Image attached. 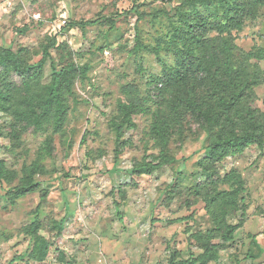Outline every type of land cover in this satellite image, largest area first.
<instances>
[{"label":"rangeland","instance_id":"374dc122","mask_svg":"<svg viewBox=\"0 0 264 264\" xmlns=\"http://www.w3.org/2000/svg\"><path fill=\"white\" fill-rule=\"evenodd\" d=\"M183 1L0 0V49L10 48L25 63L34 64L53 39L69 46L64 55L51 50L43 85L51 81L53 64L73 61L90 66L86 79H77L68 97V117L60 134L47 125L42 131L21 130L15 139L12 117L0 111V160L11 173L0 184V264L17 256L24 260L15 264H171L172 256L175 264H181L191 254L196 258L204 252L199 237L214 224L205 202L207 191L198 196L193 189L208 181L200 163L210 157L207 146L213 134L176 99L205 100L215 107L212 77L218 71L217 78L225 79L221 64L227 43L237 78L248 87L242 101L244 114H254L264 124V57H257L260 50L264 53V7L256 20L245 21L242 30L221 33L213 28L195 66L178 82H166L156 92L164 68L177 66L173 40L183 25L181 19L195 17L193 7H178ZM196 6L211 22L217 14L222 21L216 6ZM134 7L144 14L138 28L142 44L149 49L135 55L131 53ZM158 12L165 14L155 17ZM98 19L95 26L78 25ZM3 82L22 87L21 78L14 75L0 76V87ZM129 102L138 104L132 117L136 127L125 131L117 158L113 123L121 120L119 104ZM174 108L177 114L171 116ZM157 115L172 127L164 151L152 130ZM162 154L175 162L151 174L131 173L136 165L157 161ZM31 166L38 169L40 187L15 198L13 189L23 168ZM217 173L220 178L233 174L243 180L244 201L232 223L242 211L246 215L233 243L215 238L220 247L208 264H264V148L253 146L225 159ZM236 187L220 184L215 189ZM191 215L188 221L175 222ZM37 217L40 227L31 237L29 228Z\"/></svg>","mask_w":264,"mask_h":264},{"label":"trees","instance_id":"16d2710c","mask_svg":"<svg viewBox=\"0 0 264 264\" xmlns=\"http://www.w3.org/2000/svg\"><path fill=\"white\" fill-rule=\"evenodd\" d=\"M196 5L205 9L216 6L215 10L222 12V21H220L221 16L217 14L214 21L211 22L205 14L197 11ZM178 7H193L195 17L193 19L185 17L181 19L183 25L176 29L173 40L174 46L177 47V66L174 69L164 68L163 76L154 86L156 92L161 91L166 82H178L184 77L185 71L190 66H195L198 51L209 39L208 33L213 28L221 33L242 30L246 20L258 18L259 9L264 7V0H184ZM137 9L138 7L133 8L137 15L134 27L135 47L131 52L134 55L143 49H148L141 42L138 28V23L144 18V14L139 13ZM162 14L165 13L158 12L155 17ZM99 21L100 19L81 22L78 25L95 26ZM179 45L182 46L181 50L178 48ZM52 49L61 50L64 55L69 46L65 43L58 44L57 40L53 39L44 47L41 60L34 64L25 63L21 55L10 48L0 49V76L11 77L14 75L21 78V89L12 82H3L0 87V111L12 117L14 121L12 133L15 139H18L21 130L31 127L37 131H42L49 125L55 134L62 133L68 117V97L73 95V88L77 79L85 80L90 71L89 65L81 66L73 61H65L59 66L53 64L51 81L49 84L43 85L41 81L44 68L47 61L51 59ZM222 54L225 57V61L221 64L224 68L225 79L217 78L218 71L212 77L215 82L211 94L214 99V108L207 106L205 100L199 103L195 99H176L177 105L181 104L185 112L189 113L202 127L207 126L213 134V138L207 146L210 157L200 163L201 168L208 176V181L202 185H196L193 191L198 196H202L207 191L205 202L214 228L209 230L204 237H199L204 252L196 258L191 254L190 259L181 260V264H208L214 261L216 250L220 247V244L214 243L217 236H220L223 244L234 242L235 235L244 226L245 211H242L237 222L232 223V220L241 211L239 203L244 201L241 195L246 193V188L239 176L229 174L223 178L218 177L217 167L225 159L241 155L250 147L264 148V124L254 114H250V116L244 114L242 101L248 87L237 78L232 65L230 47L227 43L223 45ZM263 55V51L260 50L257 57L263 59ZM203 70L207 71L206 68ZM156 92L153 96L156 95ZM175 108L178 110L177 107ZM137 109L138 104L136 103L119 104L121 120L113 123L117 158L121 153L122 137L125 131L136 127L132 117L137 114ZM176 109L172 111L171 116L177 114ZM152 130L154 136L160 141L163 151L166 150L171 136V124L166 123L164 116L157 115ZM46 151L48 155H51L52 145L50 141L46 142ZM174 162L173 158L162 154L157 161H143L136 165L131 173L137 176L151 174ZM37 173L38 169L35 166L23 168L20 183L13 189L15 198L24 197L39 189L40 183L36 179ZM10 174L5 163L0 160V184L4 180L10 179ZM220 184H235L237 187L230 191H218L215 187ZM44 198L45 195H42L41 199ZM193 217V215L187 218L182 217L175 222L188 221ZM120 220H123L122 216ZM65 222V218L60 221V232L63 231ZM39 227L40 221L37 217L29 228L31 237L35 236ZM22 260H24L23 256H17L9 264H15ZM175 263V257L172 256L171 264Z\"/></svg>","mask_w":264,"mask_h":264}]
</instances>
